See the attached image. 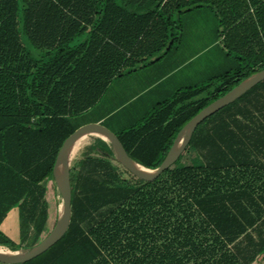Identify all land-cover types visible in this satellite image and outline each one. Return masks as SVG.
I'll return each mask as SVG.
<instances>
[{
    "label": "trees",
    "instance_id": "obj_1",
    "mask_svg": "<svg viewBox=\"0 0 264 264\" xmlns=\"http://www.w3.org/2000/svg\"><path fill=\"white\" fill-rule=\"evenodd\" d=\"M261 69L264 0H0V245L18 247L2 228L14 208L20 239L34 238L25 249L40 240L56 156L80 125L104 118L153 168ZM98 140L103 157L71 169L67 232L23 264H264V81L197 126L191 164L153 181L123 166L137 181L124 182Z\"/></svg>",
    "mask_w": 264,
    "mask_h": 264
},
{
    "label": "water",
    "instance_id": "obj_2",
    "mask_svg": "<svg viewBox=\"0 0 264 264\" xmlns=\"http://www.w3.org/2000/svg\"><path fill=\"white\" fill-rule=\"evenodd\" d=\"M262 81H264V69L254 72L225 94L206 105L181 128L164 159L159 165L153 168L142 165L134 160L120 135L103 121H89L80 125L65 139L54 163L53 180L62 197V203L54 227L40 242L28 250H0V264H23L28 262L46 252L67 232L72 217L71 164L74 156L72 152L79 138L87 134L102 135L111 144L114 157L122 166L142 180L153 181L181 158L190 145L197 126L203 120L236 101Z\"/></svg>",
    "mask_w": 264,
    "mask_h": 264
},
{
    "label": "rangeland",
    "instance_id": "obj_3",
    "mask_svg": "<svg viewBox=\"0 0 264 264\" xmlns=\"http://www.w3.org/2000/svg\"><path fill=\"white\" fill-rule=\"evenodd\" d=\"M200 61L201 60L199 59V61H197V64H200ZM197 69L198 68H196V71H197ZM128 80L129 79L125 78V79H123L122 83H128ZM206 81H207V79H206ZM197 98H200V97H197ZM90 116H88L86 119H89ZM84 137H88L90 139L88 140L87 143H85L86 146L84 144L83 147L80 148V150L76 154H74V156L72 158L71 169H72V172H73L74 176L78 175L80 173V170H82V168H83V163L82 162H83L85 157H87V156L97 157V158L98 157H103L102 153L98 152L96 149L95 150L92 149L94 144H97L99 142V140H98L99 136H96V135H85ZM100 145H102V144H100ZM188 147H190L188 149V151H185L183 153V155L181 156V158L178 161H176L173 166H183V165H187V164H191L192 163V159L196 155L197 152H196V150L193 147H191V146H188ZM108 160L110 161L111 164L114 165V167L118 170V172L121 174V176H126L128 174L124 170L123 166L116 160L115 157H113L112 159H110V157H109ZM257 184H258V182H257ZM263 184L264 183L260 182L259 186H262ZM47 199H48V202H49V222H48V224L45 227V231L43 232V234L40 237L41 240L54 227V225H55V223L57 221V218H58L59 208H60L61 203H62L61 194H60L59 189L57 188V185L55 184L54 180L49 183V190H48V193H47ZM14 218H15L14 215H10V217H8L6 219L7 221L3 224L2 228L10 237H12L14 240H16L18 242V247H17V249H12L8 245H5V246H7L8 248H11L12 250H24L25 248H27L30 245V243L33 241L34 238H33V235L31 234L26 239L21 240L20 236H18V234H17V223H15L13 228L10 229V227L13 225ZM252 233H254L256 235V232H255L254 229L252 230ZM41 240H39L38 242H40ZM159 243H161V242H159ZM230 246H231L230 247L231 250H234L235 246L232 245V244ZM258 260H259L260 264H263L262 258H260ZM254 264H258V263L254 262Z\"/></svg>",
    "mask_w": 264,
    "mask_h": 264
},
{
    "label": "crops",
    "instance_id": "obj_4",
    "mask_svg": "<svg viewBox=\"0 0 264 264\" xmlns=\"http://www.w3.org/2000/svg\"><path fill=\"white\" fill-rule=\"evenodd\" d=\"M143 69V68H142ZM139 70H141V69H139ZM139 70H136V71H134V73H130L129 74V76H127V79H129L128 80V82L130 83V86H131V84H133V83H135V85L137 86L138 85V82H140L141 80H142V78H143V76H144V74H145V72L144 71H147L146 69H143L142 71H140L139 72ZM177 72H178V70H177ZM176 72V73H177ZM140 73V74H139ZM141 73H143V74H141ZM188 74H189V72H188V69L181 75V76H179V77H181L180 78V80H179V78L177 77L175 80H170L169 82H167V84H166V86L163 88V90L162 91H164V92H167L169 89H170V91H173V90H176L177 89V87H178V85H180L181 83H184L185 82V79L187 80V76H188ZM180 81V82H179ZM135 98V97H134ZM134 98H132L131 100H134ZM104 120V118H101L100 120H98V121H103ZM19 212H18V208H14V209H12V211L8 214V216H7V218L8 217H10V215H14L15 216V218H14V221H13V225L10 227V229H12L13 228V226H14V224L15 223H17V234H18V236H19V233H20V227H19V214H18ZM6 218V219H7ZM6 219H5V221H6ZM5 221L3 222V224L5 223ZM48 222H49V216H48V220H47V222H46V225L48 224ZM46 225H45V227H46ZM45 227H44V229H43V232L45 231ZM43 232H42V234H43ZM41 234V235H42ZM41 237V236H40ZM41 240V239H40ZM260 258H262V256L260 257ZM259 258V259H260ZM263 261V260H262ZM256 263H258V264H260L259 263V260L258 261H256ZM252 264H254V263H252Z\"/></svg>",
    "mask_w": 264,
    "mask_h": 264
},
{
    "label": "bare ground",
    "instance_id": "obj_5",
    "mask_svg": "<svg viewBox=\"0 0 264 264\" xmlns=\"http://www.w3.org/2000/svg\"><path fill=\"white\" fill-rule=\"evenodd\" d=\"M87 135H91V134H87ZM94 135H96V136H102V135H97V134H94ZM103 137V136H102ZM101 137V138H102ZM105 137H103L102 139H104ZM90 138H88V137H81V138H79L78 139V141L75 143V145H74V149H73V152H72V155H74V154H76L79 150H80V148H82L83 147V145L85 144V143H87L88 142V140H89ZM105 140V139H104ZM97 143V142H96ZM85 146H86V144H85ZM90 147V146H89ZM0 250L1 251H12V249L11 248H8L7 246H5V245H0Z\"/></svg>",
    "mask_w": 264,
    "mask_h": 264
},
{
    "label": "flooded vegetation",
    "instance_id": "obj_6",
    "mask_svg": "<svg viewBox=\"0 0 264 264\" xmlns=\"http://www.w3.org/2000/svg\"><path fill=\"white\" fill-rule=\"evenodd\" d=\"M113 157H114V155H113ZM112 157V158H113ZM111 157H110V159H112ZM194 158V157H193ZM122 179L124 180V182H137L136 181V179H135V177L134 176H132V175H129V174H127L126 176H122ZM119 181H121V178L120 179H118V180H116V182H119Z\"/></svg>",
    "mask_w": 264,
    "mask_h": 264
}]
</instances>
